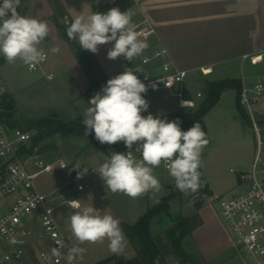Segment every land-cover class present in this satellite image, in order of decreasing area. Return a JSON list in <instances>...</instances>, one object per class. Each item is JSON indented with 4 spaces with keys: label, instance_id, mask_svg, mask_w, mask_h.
<instances>
[{
    "label": "rangeland",
    "instance_id": "rangeland-1",
    "mask_svg": "<svg viewBox=\"0 0 264 264\" xmlns=\"http://www.w3.org/2000/svg\"><path fill=\"white\" fill-rule=\"evenodd\" d=\"M93 2L98 3V0H93ZM21 3L26 10L23 16L37 18L42 17L40 14L48 15L53 11L66 27L71 23L65 16V6L61 0H21ZM108 10L110 8H106L104 12ZM99 13L103 12L100 10ZM42 20L47 22L50 30L49 39L44 40L38 46L47 54V61L43 64L42 70L31 72L20 60L9 64L3 56H0V87L4 88L6 96L14 100L16 111H14L13 118L17 121L39 120L54 114H57L64 122L83 120V114L89 107L90 99L104 85L98 79V76H101V69L93 53L86 50L88 57L95 65L93 73L98 81L92 83L85 94H79L76 88H81L88 82L86 70L77 59L74 48L60 35L52 22L47 19ZM51 20H53L52 17ZM53 47H58L60 51L53 54L50 51ZM65 72H69L70 75L67 74L65 77ZM50 73L55 75L52 80L47 78ZM220 73L217 71L215 75L219 76ZM245 76L248 89H252L259 81L264 82V62L256 66L248 64L245 68ZM72 77H76V82ZM206 88L207 82L200 72H189L182 81L180 97L167 89L143 94L150 106L142 115L147 116L151 113L155 116L161 113V118L166 117L168 121H173L172 117L191 109L181 108L180 100L192 99L196 103L194 109H197L206 98V95L199 97L198 93H204ZM258 96L259 98L254 100V94L251 92V109L248 105H243L240 109L237 104V90L225 89L218 103L204 117L208 144L201 154V167L208 178L213 195L204 196L205 205L196 209L192 204L190 193H183L171 200L170 214L157 215L152 219L151 232L160 237L164 245L167 264H242L235 245L223 226L217 207L212 201L220 195L238 190V176L233 171L248 169L254 159L257 149V133L248 121V117L252 119V110L257 122L264 120V91ZM18 127L26 129L25 125ZM260 130L264 136V126H260ZM29 131L33 137L37 135V130ZM31 144V162L37 159L47 164L63 160L70 165V168L66 170H60L56 165L54 174L41 175L37 183L43 192L50 193L52 205L55 208V220L68 245L72 244L85 249L83 255L77 258L79 262L99 264L101 260L109 257L117 258L122 255L125 260L134 257L137 250L127 238L121 224L125 247L117 255L109 250L107 240L103 243L79 244L70 228V217L78 209H74L68 201L63 199V196L80 200L82 207L93 206L102 211V214H111L120 223L123 221L133 224L161 198L170 194L169 186L175 182L164 164L154 169V175L160 182L159 191H149L141 197L131 198L122 193H112L95 172H98L99 167L110 157L111 153H125L127 148L123 142L113 145L106 144L109 150L103 151L93 148L86 137L59 133L44 140L33 149ZM77 162L83 168H94V172L78 179V182L86 185V188L84 191L72 194V188L77 186L74 181L77 176L73 175V165ZM195 214L200 215L201 224L183 240V247L193 260L184 262L174 250L167 230L177 225V217L180 215ZM46 243L52 246L51 240L46 239ZM35 255L31 256L33 259H27L21 264H37Z\"/></svg>",
    "mask_w": 264,
    "mask_h": 264
},
{
    "label": "clouds",
    "instance_id": "clouds-1",
    "mask_svg": "<svg viewBox=\"0 0 264 264\" xmlns=\"http://www.w3.org/2000/svg\"><path fill=\"white\" fill-rule=\"evenodd\" d=\"M21 0H3L0 4V56L9 64L20 60L30 69L46 59L38 46L49 37L46 21L17 12ZM10 13V16H9ZM69 39L79 43L82 50L98 53L100 45L112 44L107 51L109 60L123 56L133 62L148 47L141 39L132 22V16L113 7L106 13L78 14L66 29ZM114 42V43H113ZM55 54L60 51L53 47ZM139 69L126 68L122 73L107 80L106 84L90 99L83 114L84 135L94 132L101 144L113 145L123 142L128 149L125 153H111L110 157L95 171L112 193H122L138 198L149 191H159L160 182L154 169L162 163L173 178L175 187L184 193L197 192L202 187L201 154L208 144L206 133L200 123H194L186 131L179 120L168 121L162 114L142 115L149 108L143 94L148 87L137 72ZM147 78V77H146ZM155 89V85L152 86ZM191 101H182L187 107ZM135 149L133 150V146ZM139 154V158L133 156ZM77 179L83 177L87 168L77 162L73 165ZM71 206L78 211L70 217L73 237L79 244L103 243L113 253H120L125 247V238L120 221L111 214L93 206L82 207L80 200H71ZM60 248H68V256L75 260L85 249L64 240L56 242ZM60 248H52L51 254L62 255Z\"/></svg>",
    "mask_w": 264,
    "mask_h": 264
},
{
    "label": "built area",
    "instance_id": "built-area-1",
    "mask_svg": "<svg viewBox=\"0 0 264 264\" xmlns=\"http://www.w3.org/2000/svg\"><path fill=\"white\" fill-rule=\"evenodd\" d=\"M120 0H98L101 5H116ZM3 0H0V4ZM132 16L133 24L141 39L149 40L155 34V28L149 18L143 14L138 5L130 6L121 12ZM18 12V11H17ZM10 15V13H9ZM167 54V49L162 48L151 56H145L143 63ZM46 59L31 72L41 71ZM253 65L264 61V51L257 55H245ZM204 74L208 70H203ZM139 79L146 84L148 91L167 89L172 94L182 95V81L187 72L177 70L169 61L154 65L153 69L144 74H137ZM54 74H48V79H53ZM147 77V78H146ZM155 85V89H153ZM264 91V82L259 81L252 89L244 86L241 103L250 105V93L254 100L259 98ZM4 88L0 87V264H21L35 255L37 264H81L76 258L70 259L67 255L68 248H60L58 240L67 241L63 237L54 217V206L50 193L43 192L37 179L44 174L52 175L56 165L60 170L70 168L69 163L59 160L57 163L45 164L42 160L30 161V144L33 134L19 127H13L3 117ZM202 94L199 93V96ZM182 99L180 104H182ZM191 102L187 107H193ZM252 126L257 133V149L250 167L246 170L233 171L238 176V190L216 197L212 203L216 205L223 226L235 245L236 252L242 264H264V136L254 117L252 110ZM128 151V150H127ZM126 151V152H127ZM135 158L139 154L133 152ZM166 167V165H164ZM167 169V168H166ZM78 170H73L77 176ZM94 172L88 169L86 174ZM77 186L75 192L84 191L86 185L74 180ZM75 194V193H74ZM65 201L71 205V200L65 195ZM206 200V199H205ZM75 209V208H74ZM52 241V246L46 243ZM52 248H60L62 255L59 257L51 254Z\"/></svg>",
    "mask_w": 264,
    "mask_h": 264
},
{
    "label": "crops",
    "instance_id": "crops-1",
    "mask_svg": "<svg viewBox=\"0 0 264 264\" xmlns=\"http://www.w3.org/2000/svg\"><path fill=\"white\" fill-rule=\"evenodd\" d=\"M61 2L65 6V16L69 23L78 14L88 15L91 11L96 13L100 10L105 13L106 8L113 7L122 11L138 5L154 26L155 34L147 40L150 45L133 62L127 61L123 56L109 60L107 51L112 44L99 46L98 53L93 54V57L101 69L99 82L104 85L108 79L122 73L126 68L139 69L137 74H144L151 71L154 65L169 61L177 70L186 71L187 74L200 72L206 82L238 78L242 79L246 87L245 68L248 64L256 65H253L249 58H245V55H257L264 51V0H120L112 6L101 5L93 0ZM17 11L22 16L26 14L22 3L17 7ZM40 15L42 17L37 19H47L56 27L55 22L51 20L55 12ZM162 48L167 49L166 55L148 64L143 63L145 56H151ZM203 70H208V73L204 74ZM217 71L221 72V75H215ZM64 74L65 77L70 75L69 72ZM72 78L76 82V77ZM86 78L88 82L83 87H75L79 94H85L91 86L89 78ZM204 95L206 90L201 96L198 93L199 97ZM182 100L191 101L194 106L183 107L180 104L181 108L196 110L195 101ZM107 148L109 150L108 146ZM71 193H76L74 188Z\"/></svg>",
    "mask_w": 264,
    "mask_h": 264
},
{
    "label": "trees",
    "instance_id": "trees-1",
    "mask_svg": "<svg viewBox=\"0 0 264 264\" xmlns=\"http://www.w3.org/2000/svg\"><path fill=\"white\" fill-rule=\"evenodd\" d=\"M53 21L55 22L60 35L74 48L77 59L86 70L87 76L91 81V86L92 83H97L98 79L93 73V63L88 57L86 50H82L77 41L68 38L66 34L67 27L65 24H62L59 21V18L56 16V14L53 16ZM229 88L237 90V104L238 107L242 109L243 105L241 103V96L244 88L242 79H220L207 82L206 98L196 110L190 109L188 112L180 113L174 117V120H179L181 129L185 131L194 123H200L207 137V125L205 123L204 117L218 103L222 92ZM3 108V117L10 126L18 127L20 125H25V130L27 131L31 129L37 130V135H35L32 139V149L39 146L44 140L56 134L68 133L74 136L86 137L89 140L90 145L96 150L99 149L108 151L106 144H101L95 139L94 132L87 136L84 135L85 126L82 124V119L64 122L57 114H54L50 117L41 118L39 120H27L25 122H20L13 118L14 111H16L14 100L6 95L4 96ZM248 121L252 125V120L250 117H248ZM258 123L259 126H264V120H261ZM198 170L202 174V187L197 192H189L190 195L192 197L199 194L203 196H212L213 192L210 188L206 174L204 173L202 167H200ZM169 187L171 190L170 194L161 198L155 206L149 208L137 222L129 224L122 221L120 223L127 238L137 250L136 255L122 263H117L116 257H109L101 260L99 264H167L164 245L162 244L159 236L152 234L151 222L152 219L157 215L170 214L171 200L181 196L184 193L175 187V183L171 184ZM177 221V225L167 230V235L176 253L182 258L184 262H189L192 261L193 258L184 249L183 240L188 235L192 234V232L198 226H200L201 218L199 214L192 216L180 215Z\"/></svg>",
    "mask_w": 264,
    "mask_h": 264
},
{
    "label": "water",
    "instance_id": "water-1",
    "mask_svg": "<svg viewBox=\"0 0 264 264\" xmlns=\"http://www.w3.org/2000/svg\"><path fill=\"white\" fill-rule=\"evenodd\" d=\"M48 39H49L48 37L45 38V40H48ZM171 119H174V118L172 117ZM205 203H206V200L204 196L201 194L192 197V204L194 205L196 209L202 208L205 205ZM177 219H179V217H177ZM124 261H125V257L122 255L116 258L117 263H122Z\"/></svg>",
    "mask_w": 264,
    "mask_h": 264
},
{
    "label": "bare ground",
    "instance_id": "bare-ground-1",
    "mask_svg": "<svg viewBox=\"0 0 264 264\" xmlns=\"http://www.w3.org/2000/svg\"><path fill=\"white\" fill-rule=\"evenodd\" d=\"M191 104V103H190Z\"/></svg>",
    "mask_w": 264,
    "mask_h": 264
}]
</instances>
